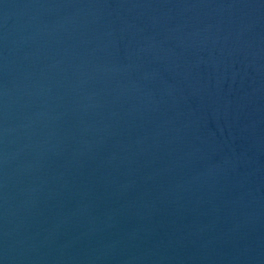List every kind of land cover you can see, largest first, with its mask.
Returning a JSON list of instances; mask_svg holds the SVG:
<instances>
[{"label": "water", "instance_id": "water-1", "mask_svg": "<svg viewBox=\"0 0 264 264\" xmlns=\"http://www.w3.org/2000/svg\"><path fill=\"white\" fill-rule=\"evenodd\" d=\"M0 264H264V0H0Z\"/></svg>", "mask_w": 264, "mask_h": 264}]
</instances>
